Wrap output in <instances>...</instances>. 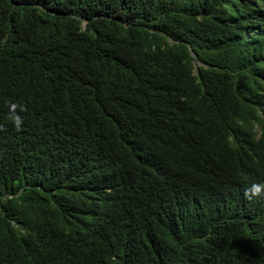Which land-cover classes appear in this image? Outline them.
Segmentation results:
<instances>
[{
  "label": "trees",
  "instance_id": "16d2710c",
  "mask_svg": "<svg viewBox=\"0 0 264 264\" xmlns=\"http://www.w3.org/2000/svg\"><path fill=\"white\" fill-rule=\"evenodd\" d=\"M239 117L264 137V0H0V264H264Z\"/></svg>",
  "mask_w": 264,
  "mask_h": 264
},
{
  "label": "clouds",
  "instance_id": "9594fccd",
  "mask_svg": "<svg viewBox=\"0 0 264 264\" xmlns=\"http://www.w3.org/2000/svg\"><path fill=\"white\" fill-rule=\"evenodd\" d=\"M8 107V119L12 123L16 130H20L23 124V118L17 114L24 112L25 108L15 102H7ZM236 127L242 132L252 133V137L255 141H263L262 131L258 126L242 117H239L236 121ZM246 174H252L249 171ZM240 195L244 201V204L236 207V213L238 215L237 221L234 225H239L241 230L248 236L254 239L253 250L256 254L264 257V178L249 183L246 187L240 189ZM234 208L233 210H235ZM229 212H232L229 211ZM219 262V260H217Z\"/></svg>",
  "mask_w": 264,
  "mask_h": 264
}]
</instances>
